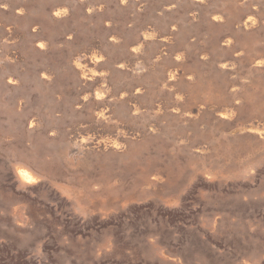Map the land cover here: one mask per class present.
I'll return each instance as SVG.
<instances>
[{"label": "rangeland", "instance_id": "obj_1", "mask_svg": "<svg viewBox=\"0 0 264 264\" xmlns=\"http://www.w3.org/2000/svg\"><path fill=\"white\" fill-rule=\"evenodd\" d=\"M0 264H264V0H0Z\"/></svg>", "mask_w": 264, "mask_h": 264}, {"label": "bare ground", "instance_id": "obj_2", "mask_svg": "<svg viewBox=\"0 0 264 264\" xmlns=\"http://www.w3.org/2000/svg\"><path fill=\"white\" fill-rule=\"evenodd\" d=\"M125 1V0H124ZM20 10V9H19ZM52 12V11H51ZM62 13H64V10H59V9H57L56 11H54V15H56V16H58V15H60V14H62ZM21 14V13H20ZM63 16V15H62ZM245 21V20H244ZM245 26H248V25H251V20H247L246 22H244L243 23ZM112 38V37H111ZM227 46H228V44H227ZM96 56V55H95ZM100 57V56H99ZM77 68H78V71L80 72V74L82 75V76H88L89 74L88 73H85L84 72V70H83V68L82 67H80V66H77ZM85 79H86V77H85ZM14 81V80H13ZM223 113H224V109H223ZM236 129V128H235ZM241 129V128H240ZM245 129H247V130H249V131H252L254 128H252V127H248V128H246L245 127ZM228 133V132H227ZM103 141V140H102ZM107 143V142H106ZM95 145H97V144H95ZM101 146V145H100ZM99 146V147H100ZM109 146V144H103V146H102V148H106V147H108ZM110 147H115V145L114 144H112V145H110ZM17 170V173H18V175H19V177L22 179V180H24V181H30V180H32V174L30 173V171L26 168V167H19V168H17L16 169Z\"/></svg>", "mask_w": 264, "mask_h": 264}]
</instances>
